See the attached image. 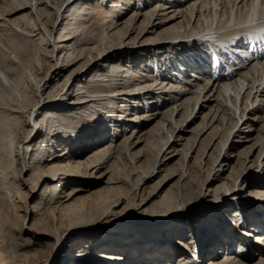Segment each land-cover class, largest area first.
Segmentation results:
<instances>
[{
  "label": "bare ground",
  "instance_id": "bare-ground-1",
  "mask_svg": "<svg viewBox=\"0 0 264 264\" xmlns=\"http://www.w3.org/2000/svg\"><path fill=\"white\" fill-rule=\"evenodd\" d=\"M98 1L61 0L56 6L57 12L64 4V9L75 6L65 16V33L60 34L54 28L53 13L43 0H0V80L4 90L0 93V136L12 156L10 163L13 167H9L15 174L16 192L22 193L19 186H25L28 195L34 197L29 211H33L35 217L31 227L25 228L28 237L22 241L23 247L33 248L47 243L49 257H40L32 264H48L53 250L67 238H73L79 246L69 254L73 259L66 264H130V261L161 264L157 257L179 263L174 260L175 254L189 251L184 247H188V243L181 239L186 226L201 234L198 236L201 243L217 244L215 233H209V228L203 231L205 224L211 227L215 221L207 218L193 225L186 221L188 216L192 219L198 211L202 215L215 212L217 221L221 223L220 219L227 215L224 214L226 209L232 210L230 202L236 197L252 196L264 203L263 182L250 179L248 174L241 176L237 185L241 192L229 187L230 192L224 199L217 196L218 190L209 186L221 178L223 170L220 174L212 173V164L207 167L199 190L178 201L186 194V185L192 174L191 164L185 163L186 154L197 137L207 130L199 147L198 161L224 126L215 145L217 151L226 145L228 136L232 134L252 137L255 132L257 136L242 144L229 143L223 165L230 169V173L235 171L237 174L253 165L256 169L255 163L264 151V61L249 62L234 78L223 77L210 84L194 80L189 85L179 79L153 78L154 61L149 59L144 65L146 69H143L141 62L144 59L140 52L145 51L146 54L163 47L183 48L186 43L184 37L208 36L204 34L206 32H217V37L229 42L245 41L248 34H256L264 27L261 26L264 25V0H104L107 10L98 21L100 40L94 46L73 49L70 40L78 30L85 28L89 4ZM140 3L143 6H138ZM129 7L132 10L136 7V14L122 21ZM28 9L29 13L26 12ZM140 17L143 19L136 25ZM61 21L62 17L58 26ZM83 30L79 33L82 34ZM28 42L37 43L35 52L29 51ZM124 45L129 46L121 48ZM115 55L125 57V60L120 62ZM13 60L25 67L29 75L25 76L18 64L12 67L15 62H10ZM17 70L19 72H15ZM84 70H92L91 81L87 77L78 79L73 84L74 88L68 89V82ZM56 71L62 81L56 80L46 93L45 84L50 80V74ZM129 71L139 74L133 85L123 89H103L106 78L113 77L115 83H119L126 79ZM13 72L19 75L11 77ZM79 81L83 87L78 86ZM88 83L95 84L93 90H88L91 86H87ZM114 95L119 96L114 98ZM113 99H120L118 105H129L131 110L130 116H121V120L113 123L114 132L118 134L116 140L108 138L103 129L93 142L87 141L90 138L82 140L81 151L78 147L74 151L67 141L61 140L63 133H71L68 120L66 125L62 121L67 119V114L86 113L97 103L115 102ZM161 100L162 106L159 105ZM256 101L259 103L254 105ZM190 102H193V107H190ZM150 105L155 106L142 111ZM174 105L184 106L180 119H176L180 110L177 107L175 110ZM200 106L205 108L201 116ZM197 107V112L191 117ZM163 108L167 110L163 111ZM120 112L123 113L122 110ZM200 117V121L194 124ZM99 126L103 128V125ZM121 128L127 130L123 132ZM188 133L192 136L186 135ZM103 139L104 143L98 144ZM256 146L260 149L252 158ZM177 151L183 160L178 168L173 169L170 164ZM230 155L234 157V164L229 162ZM260 164L263 167L258 175L264 180V155ZM154 177L157 178L153 181ZM206 181L209 183L205 184ZM152 182L157 184L146 192L145 186L149 187ZM173 183L176 186L169 191ZM203 185L205 191L200 192ZM2 187L10 192V187ZM134 189H138L135 196ZM25 209L28 212V208ZM124 215H127V220L146 218L137 225L149 229L157 225L152 223L157 220L163 226H158L156 231L168 234L181 229V236L168 238L176 245L164 243L154 250L144 249L149 243L140 239H148L155 231L135 236L130 231L128 236L122 235L128 231L127 227L130 228L120 223ZM54 221L57 225L53 224ZM17 228L20 232L24 230L22 226ZM216 228L221 230L217 222ZM95 239L108 243H97L93 250H88V245ZM254 241L250 243L252 251L244 255L226 253L222 257L221 252H211L206 262L201 260L199 263L264 264V249H255ZM226 242L229 245L230 239ZM2 246L0 264H12ZM69 246L71 250L72 242ZM58 252L63 251L58 249ZM77 253L80 256L73 257ZM200 259L196 255L190 263Z\"/></svg>",
  "mask_w": 264,
  "mask_h": 264
},
{
  "label": "rangeland",
  "instance_id": "rangeland-1",
  "mask_svg": "<svg viewBox=\"0 0 264 264\" xmlns=\"http://www.w3.org/2000/svg\"><path fill=\"white\" fill-rule=\"evenodd\" d=\"M43 1L48 5V7H50V9H51V11L53 13V22H54L53 25H54L55 30L58 29V33L60 32V34H64L65 32L63 31V27L67 23V21L64 18H65V16L67 14H69L74 9L75 5L74 6H70V8L66 7V9H64V7H65V4H64V5H62L61 9L57 12V7L56 6L61 2V0H52V1L43 0ZM131 6L133 7L134 4H132ZM132 7H129V9L126 12V15H125V17H124V19L122 21H125L129 17V15L133 16L134 14H136L134 12V10H136V7L134 8V10H132L133 9ZM102 8L103 9H99V8L96 9V7L93 4L86 11L85 19H84L86 21V23H85V28H83L84 30L82 29L83 33L80 34L79 32L82 31V30H78L76 32V36L72 40H70V44L74 47L73 49H80L82 47L83 48H88L90 46L96 45V43L100 40L101 35H100V27L98 26V21L100 20V18L102 19L101 16H103V14L106 12L107 6L105 5V7H102ZM63 9H64V13L65 14H63ZM91 11L93 12L92 14H91ZM26 12L29 13L30 10L28 9ZM61 17H62V21H61L62 25L60 23V25L58 26L57 24L61 20ZM142 19H143V17H140L137 20L136 25H139L140 22L142 21ZM136 29H135V32H136ZM135 32L132 31L131 34L134 35ZM34 38H36V37H33V39ZM35 44L37 45V43H35ZM35 44L33 42L32 43L28 42L29 51H33V52L36 51V48H35L36 45ZM128 46L129 45H124V46H121V48H125V47H128ZM130 47H131V45H130ZM69 51H73V50L70 49ZM107 53L108 52L104 53L103 55H105ZM74 54H75V51H74ZM83 56H84V54H83ZM117 56L118 55H115L116 59L118 58ZM85 57L88 58L89 56L86 55ZM28 59H29V57L27 56V60ZM31 61L33 62V60H31ZM12 62H15L14 65H12V67H16V65L18 64L17 66L19 67L20 70L23 71L25 76L29 75L28 70L24 69L25 67L21 66L18 62L16 63V61H14V60L11 61L10 63L12 64ZM143 69H146V68L144 67ZM58 70H59V68H58ZM15 72H19V70L15 71ZM15 72H13L11 77H14L15 75L16 76L19 75V73H15ZM82 72L83 71H81L80 73H77V75L74 78H72V81L68 82V87H67L68 89L71 86H72L71 89L74 88L73 84H74L75 81H77L80 78V75L82 74ZM130 73H133V72L129 71L126 79L123 80L122 82H119V83H115L116 82L115 79L113 77H109L111 79H114L113 85H110L107 82H104L103 85H102L104 87L103 89L107 91V90L116 89L117 87H122V89L130 87L131 85H133L136 82L135 79L139 75V74H136V72L134 71L135 78L133 77L134 79H131L132 77L129 75ZM56 74H57V71L50 74V80L48 82H46V84H45L46 93L52 89L54 83H56V80H57V82H59V80L62 81L61 75L60 74L56 75ZM1 84L2 83H1V80H0V93L4 91L3 90V86ZM123 85H124V87H123ZM92 86H95V84H92L91 86H88V90L90 88H91V90H93ZM115 93L116 92H114V94ZM116 96H119V95H114V98H117ZM113 101L116 102L114 104L115 108H117V107L121 108L122 112H124L123 106L122 105L121 106L118 105L119 102H120V99H113ZM146 102H148L150 104V101L146 100ZM162 102H163V100H161V102L159 103L160 106H162V104H161ZM109 103H110L109 101H102L100 103H97V105H95L94 107L95 108L104 107L106 109V111H109V110H111V108L107 107V106H110ZM257 103H259V102L256 101L254 103V105H256ZM98 104H100V106H98ZM126 106L128 107V108L126 107L128 109L127 111H129V113H130L131 112V110L129 109L130 106L129 105H126ZM154 106L155 105H150V106L142 109V111L143 110L145 111L147 109H152ZM169 106L170 105H168L167 107H169ZM176 107H177V105H174V109L175 110H176ZM190 107H193V102H190ZM166 108H163L162 110L164 111V109H165V111H166L167 110ZM199 108L201 110L203 109V107H201V106ZM177 109L180 110V112H179V114L176 115V119H180V117L182 116V114L184 112V106L177 107ZM119 110H118V112H119ZM197 110H198V107L193 111V113L190 116L192 117V115L195 114V112H197ZM203 110H205V108ZM203 110H202L201 113H199L200 116L203 114V112H204ZM129 113L128 114L122 113L121 116H130ZM79 114H81V113H79ZM121 119H122V117H121ZM200 119H201V117L197 118L195 120L194 124L198 123L200 121ZM67 120H68V118L66 120H62L64 125L68 124L69 121L67 122ZM69 124H70V122H69ZM76 125H77L78 130H79V135H83L84 133H90L89 132L90 128L89 129L87 128V126L89 124H87L85 120L81 121L80 124L76 123ZM94 127H95L94 128L95 129L94 130L95 133H96V131H98V129H101V131L103 129L99 125H95ZM84 128H85V131L83 132ZM245 129H248V128L245 127ZM222 130H224V126L221 128V130H219V133H217V135L215 137H213L212 141L207 146V148H205L204 153H203L200 161H198L199 147L201 146V141L205 140L204 139L205 135H206V133L209 130H207L202 136L199 135L197 137V139L195 140V143L193 144L192 148L186 154L185 163L191 164V169H192L191 173L192 174H191V177L189 178V180L187 182V185H186V190H185L186 194L184 193L185 195H182L181 197H179V199H178L179 202H181V200H182V198H184V196H186L188 194L194 195L196 190H199L200 183L202 182V180L205 177V171H206L207 167L209 166V164H212V168H213L212 169V173L220 174L222 172V170H223V173L220 175L221 178L220 179L217 178V180L212 182V183H210V186H209L210 189L218 190L217 196H220L223 199L225 198L226 195L229 194V192H230L229 187L233 188V190H236V189L239 190L240 189L237 186V185H239L240 178H241V176H245L247 174H248V176H250V179H254L255 181L261 180V182H263L262 185L264 186V180H262L260 178V176L258 175L261 172L260 168L263 167V164H260V160L262 159V157L264 155V151L262 152L261 156L258 158V160L255 163L257 165L256 169H255V166L253 165L248 170H245L243 172L241 171L240 174H237V172H235V171H232L230 173V169L227 166L223 165L225 163V156H227L225 151L227 150V147L229 146V143L238 142V144H240L243 141H247V140L251 141L252 138L257 136V134L255 135V132L252 133L253 132V127H251V131H250V133H252V137H245V134H241V135L232 134L231 136H228V138H227L228 141H227L226 145L224 147L220 146V148L218 150L219 152H218L217 148H215V145H216V143L219 141V139L221 137V131ZM90 131H91V129H90ZM0 132H1V127H0ZM100 132L99 133L97 132V134H95L96 136L94 137V139L97 138V136L100 134ZM186 135H190V134L188 133ZM190 136H192V135H190ZM82 137H84V136H82ZM85 138H89V136H85ZM106 140H107V137H106L105 141ZM87 141L90 142V140H87ZM101 143H104V139L99 141L98 144H101ZM4 144H5V141L0 136V169H1V171H0V242H1L0 246L3 245L2 247L5 248L4 251H6V254L10 257V259H9L10 263H12V264H32V263H34L36 261V259L38 260V258H40V257L44 258V259H47L49 257V255H50L48 253L49 249H48L47 243H43L42 245L37 246V247H33V248L32 247H28V248L27 247L26 248L23 247V242L22 241L25 240L28 237L27 231H25L26 230L25 228L31 227V225L33 223V220H34V217H35L34 214H33V211H29V209H31L30 203H31V201L33 200L34 197L33 196L30 197L28 195L29 191H28L27 188H25V186L24 187L19 186L20 187L19 190L23 191L22 193L16 192V189H15L16 188L15 187L16 183H15V176H14L15 174H14V171L11 169V167H9V166L13 167V163L12 162L10 163L12 156L9 153V151H7V149L5 148ZM74 144L75 143L71 144L70 148L72 147V149L74 151H75L74 148H76V150H78L77 146L74 145ZM67 145H68V142H67ZM259 149H260V146H256V149L253 151V154L251 156L252 158H254L256 156V154L258 153ZM165 153L168 154L169 151H165ZM24 157H26V156L24 155ZM175 157H176L175 160L170 164L171 165L170 167L173 168V169L174 168H178L179 164L183 160L182 154L178 153V151H177ZM228 158H230L229 162L233 163L234 157H232L230 155V157H228ZM27 159H29V156L27 157ZM199 162H200V164H199ZM218 164H220V166H218ZM154 172H155V169L152 170V174H154ZM233 172H234V174H233ZM257 176H259V177H257ZM155 178H157V177H154L152 180L154 181ZM156 182H152L151 184H148L149 187L145 186L144 190H146V192H147L148 190L152 189L157 184ZM207 183H209V182L206 181L205 184H207ZM224 183H225L226 186L224 185ZM4 185L10 187L9 190H10L11 193L8 192V189H4L2 187ZM175 186H176V183H173L171 185V187H169V191L174 190L173 188ZM137 191H138V189H134V191H133V195L134 196H135ZM204 191H205V188H204V185H203L200 188V192H204ZM241 191L242 190H239V191H236V192H241ZM142 192H143V190H142ZM139 196H141V195H139ZM252 202H247V203L249 204V203H252ZM230 204H232V203L230 202ZM252 204H254V203H252ZM25 207L28 208V212L26 211ZM206 214L208 215L209 213H206ZM179 216H181V215L179 214ZM199 216H200V218H198ZM136 218L137 217H134V219H131V220H127V215L122 216L120 223L123 224V225L130 226V228L127 227L128 231L122 233V235H124V236L127 235L128 236L127 232H130V231H133L131 234L134 235V236L137 235V234L138 235L139 234H145L146 232L147 233L148 232L151 233V232H154V231L156 232V229H157L158 226H161V225L163 226V224L160 223V225H159L157 220H154L152 223L153 224H157V225L153 226V227L150 226V229H149L147 227H144L143 225H137V224H139L141 219L146 220V218H143V217H139V219H136ZM207 218H208V216H205V214L202 215V213H200L198 211V212L194 213L192 219H190L189 216H188L186 221L189 220L190 223H192L193 225L195 223L197 225V224L202 223ZM163 219L164 218H162L160 220H163ZM148 221H150V219H148ZM15 223L18 226L24 227V230L22 232H20L19 229L17 228L18 226ZM131 223H132V225H131ZM53 224L57 225L56 221H54ZM134 225H136V226H134ZM206 225L207 224H205L204 226H206ZM204 230L205 229H203V231ZM164 233H165V231H164ZM46 237L52 239L49 236H46ZM71 242H72V245L75 246V247L72 246L71 250H70L69 243H71ZM92 242H94V243L91 244V245H88V247H89L88 250H93L92 248H95L97 243H106V245L108 243V241L106 242V240H101V239H95ZM109 243L111 244V242H109ZM76 246H79V242L74 241L73 238H72V240H70V238H67L64 241L63 244L57 245V247L53 250L51 259L49 260L48 264H66V262L68 263V261H71L73 259L72 257H69L70 256L69 254L70 253L73 254V251H75ZM169 248H171V247H169ZM58 249H61V251H63V252L62 253L60 252V254H58L59 253ZM67 251H69V252H67ZM79 256H80V254L77 253L73 257L77 258Z\"/></svg>",
  "mask_w": 264,
  "mask_h": 264
}]
</instances>
